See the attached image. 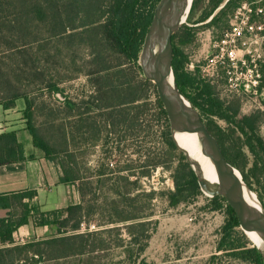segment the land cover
Returning a JSON list of instances; mask_svg holds the SVG:
<instances>
[{"label": "trees", "instance_id": "obj_1", "mask_svg": "<svg viewBox=\"0 0 264 264\" xmlns=\"http://www.w3.org/2000/svg\"><path fill=\"white\" fill-rule=\"evenodd\" d=\"M159 1L0 0V104L8 109L14 107L19 99L25 101V118L33 144L48 159L57 161L61 151L45 140L33 124L34 109L33 101L29 96L32 89L30 86H33L35 79L41 80L40 83H45L50 93H55L58 98L64 100L59 83L65 77L60 71L56 73L59 77L56 80L46 81L45 78L40 77L39 75H43L45 70L40 67L42 61L48 63L53 60L55 65L59 64L62 67L65 59L68 60L69 57L73 58L72 63H76L75 58L80 53L82 64L88 69L85 74L90 78L95 91L91 97L92 101L88 102L89 106L102 112L103 116H108L106 123L111 124L115 133L124 132L126 141L138 138L143 126L139 109L142 107L143 110L149 111L147 90L154 86L144 77L139 58ZM226 1L214 0L212 11L223 3L225 4L220 14H225L231 8L237 9V0ZM196 4L194 1L188 20ZM212 11L203 16L201 21L207 20ZM194 37L193 29L183 27L172 38L174 49L172 68L178 89L191 105L200 111L202 117H218L233 127L232 134L239 132L244 137L242 145L255 156L254 166L249 173L246 172L248 164L246 158H242L240 151L238 153L234 151L235 145H226V139L221 135L222 130L218 128L216 132L212 124H206L219 141L227 160L240 171L244 182L248 186H251L252 179L260 183L258 172L261 171L264 175V139L259 133V124L263 120L264 111L259 110L241 117L238 100L234 102V100L221 99L211 80L201 78L198 74L187 70L188 56L183 46L192 43ZM137 76L141 79L138 80ZM158 100L161 114L167 117L161 100ZM68 105L71 107L70 102ZM73 106L77 107L75 104ZM83 118L91 119L88 116ZM92 123L84 127L83 132L85 130L89 134L95 132L96 127ZM163 137L170 148L179 150L171 137L169 123L168 131ZM122 142L123 136L118 135L119 145ZM181 153L183 155V152ZM25 159L24 146L19 143L15 132L0 135V166ZM69 161L73 167L64 160L57 162L63 170V182L73 184L81 177L78 174L76 159L72 156ZM160 165L164 166L161 161H155L149 165H140L138 168L148 166L156 168ZM125 168L116 172L119 175H116L115 181L119 185H132L131 178L136 177L134 171L136 167L127 165ZM126 170L130 173L123 175L122 172ZM150 173L149 168L148 171L139 173V177L148 176ZM101 174L108 176L103 181L105 183L114 180L109 176L115 174L111 170ZM173 180L175 190L167 194L171 207L186 203L191 196L201 194L196 175L188 163L181 166L173 176ZM127 191L118 189L115 194L128 200L127 193L130 192ZM34 195V192L20 193L3 198L5 203L2 205L9 211L6 217L0 218V264H98L101 254L112 249L110 238L114 233L120 238L117 246L126 247L124 254L127 259L132 260V264H138L147 243L138 249L131 248L124 244L123 234L126 233L131 237L128 243L134 246L140 240L138 232L145 239H149L147 228L154 224L151 220L154 213L139 215L129 213L125 208L110 209V207H108L110 210H101L96 203H90L87 208L83 205H74L65 209L66 218L55 219L53 224L57 225V236L17 244L15 232L29 224L33 218V209L24 199L32 198ZM158 195L156 191L148 193L150 203L157 199ZM211 200L215 203V210L223 207L221 201L226 203L229 214L227 224L222 228L218 251H231L232 256L238 259L253 264H263L260 251L237 230L240 224L233 208L221 196ZM98 212L107 220L99 221L98 224L104 226L101 230L90 231L89 222L98 220V217H95L98 216ZM41 216L43 218L39 225L50 224L43 214ZM121 223L128 225L118 226ZM114 225L115 227H112ZM235 233L243 237L242 243L232 242Z\"/></svg>", "mask_w": 264, "mask_h": 264}, {"label": "rangeland", "instance_id": "obj_2", "mask_svg": "<svg viewBox=\"0 0 264 264\" xmlns=\"http://www.w3.org/2000/svg\"><path fill=\"white\" fill-rule=\"evenodd\" d=\"M194 1L197 3L196 8L190 19H187L186 24L181 27L191 28L195 33L194 41L183 46V50L188 56L187 70L198 74L201 78L211 79V83L221 99L234 100V102L238 100L241 117L259 110L264 111V39L262 40L263 50L260 63L261 80L256 94L230 91L217 62L218 59L208 70H202V67H205L208 61L217 54L216 45L222 39L224 32L231 28L238 7L246 0H237V9H228L225 14H220L225 3L212 11L214 0ZM211 11V16L207 20L201 21L202 17ZM252 22L255 25H264V17L253 15ZM80 56L79 53L75 58L76 63H72L73 58L71 59V57H69V61L65 59L62 67L59 64L55 65L53 60L48 63L41 62L40 67L45 70L43 75L39 76L45 78L46 81L59 79L56 74L57 71H60L61 75L65 77L59 83L64 100L58 98L55 93H50L46 84L40 83L41 80L35 79L29 92L33 101V124L45 140L61 151L57 161L64 160L66 164L73 167L69 161L73 156L78 163L80 176L83 173H86V177L95 175L96 179H93L92 182L95 181L98 184L97 187L102 184L100 195L96 197L97 201L92 200V196L87 197L88 201H94L101 210L125 208L129 213L155 214L151 219L154 224L147 228V230L149 229V239H145L138 232L140 240L134 246L128 243L131 237L126 233L123 234L124 244L131 246V248L138 249L147 243L138 264H253L250 261H243L232 256L231 251H218L222 239V228L229 219L226 203L221 201L223 207L215 210L212 197L201 191V194L191 196L186 203H181L176 207L169 205L167 194L175 190L173 176L188 161L183 154L184 159L179 150H174L165 143L163 135L168 131V123L170 124V122L167 117L161 114L158 103L160 98L155 85L153 84L154 86L147 90L149 111L143 110L142 107L139 109V111L141 110L140 116L143 126L138 138L126 141L124 132L115 133L111 124L106 123L108 116H103L102 112L91 105L89 106L88 102L92 101L91 97L95 91L90 83V78L85 74L88 69L85 64H82L83 61ZM190 64H193L194 68H190ZM214 69L218 71L217 76H212ZM137 79L140 80L141 77L137 76ZM140 94L144 93L140 92ZM68 101L73 108L69 106L70 104L68 105ZM74 104L77 107H74ZM85 116L91 117V119H84ZM203 119L206 124H212V127L216 128V132L218 128L222 130L221 135L226 139V145H235L234 151L236 153L240 151L242 158H246L248 162L246 172L249 173L254 166L255 156L246 146L242 145L244 137L239 132L232 134L233 127L218 117L204 116ZM90 123L94 124L96 131L91 134L86 130L83 132L84 127ZM84 133L86 135H83ZM259 133L264 139V117L259 124ZM118 135L123 136L121 145L118 143ZM57 161L55 162L59 164ZM155 161H161L164 166L138 168L140 165H149ZM127 165L136 167L134 170L136 177L131 178L133 180L132 185L124 186L125 191L130 192L127 193L128 200H124L115 194L117 186L114 181L100 182L98 175L101 172L105 173V171L111 170L115 174L110 177L115 178L116 175H119L116 172L119 169L124 170L123 168ZM149 168L150 175L139 177V173L146 172ZM122 173L127 175L130 171L126 170ZM258 175L261 178L260 183L254 179L251 180V186L244 183L264 207V175L261 171L258 172ZM104 178L102 177V179ZM89 182L91 181L87 180V183ZM151 191H156L159 194L152 203L147 196ZM97 214L98 216H95L98 217L97 223L107 220L101 216L100 212ZM90 222H92L90 224L91 229H97L95 222L93 220ZM123 225L125 224L119 226L124 227ZM103 227L101 226L99 230ZM237 230L245 236L240 227ZM110 239L112 249L107 253H102L97 263L132 264L133 261L127 259L124 254L126 247L117 246L120 238L114 233ZM232 242L240 244L243 242V237L235 233L232 236Z\"/></svg>", "mask_w": 264, "mask_h": 264}, {"label": "water", "instance_id": "obj_3", "mask_svg": "<svg viewBox=\"0 0 264 264\" xmlns=\"http://www.w3.org/2000/svg\"><path fill=\"white\" fill-rule=\"evenodd\" d=\"M187 6L188 0L159 1L146 34L139 64L144 77L156 87L170 122L173 141L185 155L196 175L201 191L212 198L223 197L235 211L240 229L243 232L246 229H251L264 240V207L259 201L262 211H257L244 201L242 185L245 183L240 171L227 160L219 141L209 131L200 111L194 108L181 94L175 82L172 68L174 52L172 38L186 24L183 23V17ZM168 71L172 75L173 85L166 77ZM191 128L197 131L204 151L214 162L220 176V183L211 184L205 179L203 174L196 171L192 167L194 161L186 150L180 147L179 142L175 138V133ZM237 174L240 175L241 179H239ZM255 248L262 254L264 264V245H257Z\"/></svg>", "mask_w": 264, "mask_h": 264}, {"label": "crops", "instance_id": "obj_4", "mask_svg": "<svg viewBox=\"0 0 264 264\" xmlns=\"http://www.w3.org/2000/svg\"><path fill=\"white\" fill-rule=\"evenodd\" d=\"M25 109L26 104L23 99L17 100L15 106L8 109L0 104V135L15 132L26 153L24 161L0 166V218L6 217L9 211L8 208H4L2 205L5 203L4 197L20 193H35L32 198L27 197L24 199L33 209V218L29 224L20 227L15 232L14 237L17 244L51 239L57 236V225L53 224L55 219L66 218L67 213L64 211L70 206L83 205L87 208L90 203H95L97 201L96 197L100 195L102 185L97 187L98 184L95 181L92 182L93 179H96L95 175L86 177V173H83L80 176L81 179L76 183L63 182V170L60 164L48 159L33 144L25 118ZM101 173L98 177L100 182H103L108 176ZM102 177L105 178L102 179ZM115 178L113 180L117 186L115 192L118 189L125 191V185H119ZM87 180L91 182L87 183ZM90 196L95 202L88 201L87 197L90 198ZM42 214L50 224L39 225L43 218ZM55 215H57L56 218ZM93 222L97 225V229H91L90 226V231L99 230L101 226L96 220ZM89 223L92 224V222Z\"/></svg>", "mask_w": 264, "mask_h": 264}, {"label": "built area", "instance_id": "obj_5", "mask_svg": "<svg viewBox=\"0 0 264 264\" xmlns=\"http://www.w3.org/2000/svg\"><path fill=\"white\" fill-rule=\"evenodd\" d=\"M253 15L264 17V0H246L238 7L231 28L224 32L216 45L217 54L202 67V70L206 71L218 59L219 67L226 78L227 88L232 92L251 94L258 92L264 25H255L252 22ZM189 66L194 68L193 64ZM215 75H218V71L214 69L212 76Z\"/></svg>", "mask_w": 264, "mask_h": 264}, {"label": "bare ground", "instance_id": "obj_6", "mask_svg": "<svg viewBox=\"0 0 264 264\" xmlns=\"http://www.w3.org/2000/svg\"><path fill=\"white\" fill-rule=\"evenodd\" d=\"M192 2L193 0H188V6L183 17V23L187 22L192 7ZM166 77L171 85H173V78L169 71L166 73ZM175 138L179 142L180 147L186 150L190 158L194 161L192 167L200 174H203L205 179L209 183H220V176L217 172L216 166L211 157L204 151L197 131L191 128L188 130L177 132L175 133ZM237 175L239 179H241L240 175ZM242 196L244 201L248 205H250L257 211H262V206L257 196L245 184L242 185ZM243 233L254 247H256L257 245H264L263 238L255 231L246 229Z\"/></svg>", "mask_w": 264, "mask_h": 264}]
</instances>
